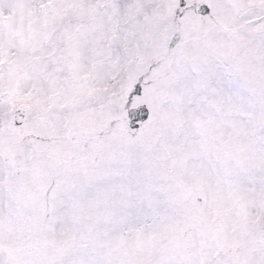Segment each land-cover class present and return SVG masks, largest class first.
Returning <instances> with one entry per match:
<instances>
[{
    "label": "snow or ice",
    "instance_id": "obj_1",
    "mask_svg": "<svg viewBox=\"0 0 264 264\" xmlns=\"http://www.w3.org/2000/svg\"><path fill=\"white\" fill-rule=\"evenodd\" d=\"M0 264H264V0H0Z\"/></svg>",
    "mask_w": 264,
    "mask_h": 264
}]
</instances>
